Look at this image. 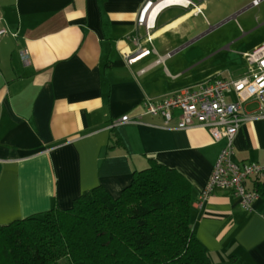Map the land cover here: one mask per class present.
<instances>
[{
	"label": "crops",
	"instance_id": "0c3cea01",
	"mask_svg": "<svg viewBox=\"0 0 264 264\" xmlns=\"http://www.w3.org/2000/svg\"><path fill=\"white\" fill-rule=\"evenodd\" d=\"M252 1L203 0L202 15L169 6L149 43L136 24L144 0H0V225L69 208L99 185L116 197L155 160L189 180L191 228L210 264H264L261 198L246 210L216 189L195 203L224 140L204 126L178 129V110L165 123L142 103L243 76V54L264 44V0ZM137 35L151 52L127 63ZM123 115L130 121L113 126ZM232 161L264 164V118L240 125Z\"/></svg>",
	"mask_w": 264,
	"mask_h": 264
},
{
	"label": "trees",
	"instance_id": "16d2710c",
	"mask_svg": "<svg viewBox=\"0 0 264 264\" xmlns=\"http://www.w3.org/2000/svg\"><path fill=\"white\" fill-rule=\"evenodd\" d=\"M252 183L264 201V180ZM192 201L183 174L150 160L116 197L99 185L69 208L0 225V264H210Z\"/></svg>",
	"mask_w": 264,
	"mask_h": 264
},
{
	"label": "built area",
	"instance_id": "2783aa9c",
	"mask_svg": "<svg viewBox=\"0 0 264 264\" xmlns=\"http://www.w3.org/2000/svg\"><path fill=\"white\" fill-rule=\"evenodd\" d=\"M259 0H253L256 5ZM169 6H181L194 15L203 14V0H144L138 10L136 24L145 30V38L151 43L152 32L157 15ZM8 33L0 24V38ZM140 37L134 39L135 54L125 55L131 63L140 55L149 54L150 48L140 45ZM153 51V50H152ZM246 73L238 78H209L196 86L185 87L169 94L161 100L143 99L145 113L161 116L168 123L175 110L179 111L178 129L194 126L207 127L214 141L223 139L220 149L204 188L199 193L196 206H200L216 189L230 190L237 197L242 208L250 210L258 192L246 185L253 178L264 179V164L246 162L237 164L232 161L233 140L240 125L247 120L264 118V44L251 52L243 54ZM234 93L235 100L227 101L226 94ZM250 99L256 100L258 109L254 114H246L243 104ZM127 115L113 120L112 125L128 122Z\"/></svg>",
	"mask_w": 264,
	"mask_h": 264
},
{
	"label": "rangeland",
	"instance_id": "374dc122",
	"mask_svg": "<svg viewBox=\"0 0 264 264\" xmlns=\"http://www.w3.org/2000/svg\"><path fill=\"white\" fill-rule=\"evenodd\" d=\"M233 69V68H232ZM233 71H234V69H233Z\"/></svg>",
	"mask_w": 264,
	"mask_h": 264
}]
</instances>
